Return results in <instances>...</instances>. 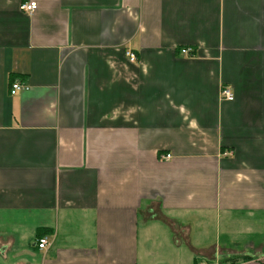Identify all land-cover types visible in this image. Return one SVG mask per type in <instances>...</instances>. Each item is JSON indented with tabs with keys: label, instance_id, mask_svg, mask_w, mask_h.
Listing matches in <instances>:
<instances>
[{
	"label": "crops",
	"instance_id": "0c3cea01",
	"mask_svg": "<svg viewBox=\"0 0 264 264\" xmlns=\"http://www.w3.org/2000/svg\"><path fill=\"white\" fill-rule=\"evenodd\" d=\"M263 243L264 0H0V264H264Z\"/></svg>",
	"mask_w": 264,
	"mask_h": 264
},
{
	"label": "built area",
	"instance_id": "2783aa9c",
	"mask_svg": "<svg viewBox=\"0 0 264 264\" xmlns=\"http://www.w3.org/2000/svg\"><path fill=\"white\" fill-rule=\"evenodd\" d=\"M19 9L21 12L31 15L33 12L36 11L37 9V3L34 1H27L23 2L19 5ZM190 50L189 49H181L180 53L183 55L189 54ZM125 56L127 57L128 61L130 63H134L136 61V56L134 53L131 51H128L125 53ZM28 88L23 86L21 83L14 81L9 89V94L11 96H14L20 92L26 91ZM219 96L221 100L227 101V102H232L234 99L233 93L229 88H221L219 92ZM169 155H165L163 159H169ZM36 246L39 250H45L48 246V239L46 236H42L37 240Z\"/></svg>",
	"mask_w": 264,
	"mask_h": 264
},
{
	"label": "rangeland",
	"instance_id": "374dc122",
	"mask_svg": "<svg viewBox=\"0 0 264 264\" xmlns=\"http://www.w3.org/2000/svg\"><path fill=\"white\" fill-rule=\"evenodd\" d=\"M220 228V227H219ZM209 235H210V243H213V240H215L214 238V229H212V227H210L209 229ZM261 242V241H260ZM224 243V242H223ZM227 243V247L230 249V243H234V242H226ZM237 243V242H236ZM240 242H238L237 244H239ZM263 246H264V243H263ZM237 248H234V249H237L236 250V254L238 253L239 249H241V246H236ZM242 250V249H241ZM243 258H246V257H237V256H234V257H230L229 259L233 260V261H237L238 259H243Z\"/></svg>",
	"mask_w": 264,
	"mask_h": 264
},
{
	"label": "trees",
	"instance_id": "16d2710c",
	"mask_svg": "<svg viewBox=\"0 0 264 264\" xmlns=\"http://www.w3.org/2000/svg\"><path fill=\"white\" fill-rule=\"evenodd\" d=\"M41 235H43V233H42V234H40V236H41ZM244 259H247V258H244ZM244 259H242V260H244ZM232 261H233V260H232Z\"/></svg>",
	"mask_w": 264,
	"mask_h": 264
}]
</instances>
